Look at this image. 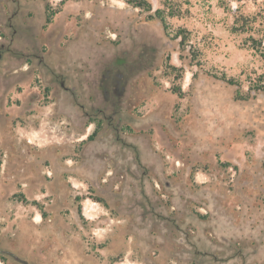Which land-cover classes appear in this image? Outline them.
I'll use <instances>...</instances> for the list:
<instances>
[{"label":"rangeland","instance_id":"obj_1","mask_svg":"<svg viewBox=\"0 0 264 264\" xmlns=\"http://www.w3.org/2000/svg\"><path fill=\"white\" fill-rule=\"evenodd\" d=\"M263 32L264 0H0V264H264Z\"/></svg>","mask_w":264,"mask_h":264},{"label":"trees","instance_id":"obj_2","mask_svg":"<svg viewBox=\"0 0 264 264\" xmlns=\"http://www.w3.org/2000/svg\"><path fill=\"white\" fill-rule=\"evenodd\" d=\"M241 1V0H238ZM255 24V17L254 16H245L243 14L237 13L234 16V21L232 25V32L233 33H249L253 30ZM262 37H264V32L262 33ZM253 42H256L254 39L251 38Z\"/></svg>","mask_w":264,"mask_h":264},{"label":"water","instance_id":"obj_3","mask_svg":"<svg viewBox=\"0 0 264 264\" xmlns=\"http://www.w3.org/2000/svg\"><path fill=\"white\" fill-rule=\"evenodd\" d=\"M0 59H1V52H0ZM121 61H118V63H120Z\"/></svg>","mask_w":264,"mask_h":264}]
</instances>
